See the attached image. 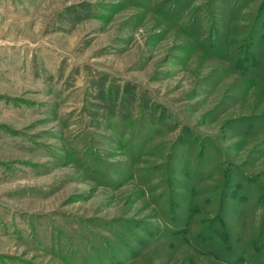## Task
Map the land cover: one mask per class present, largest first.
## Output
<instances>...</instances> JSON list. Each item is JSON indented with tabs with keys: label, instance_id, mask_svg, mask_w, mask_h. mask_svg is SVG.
Here are the masks:
<instances>
[{
	"label": "rangeland",
	"instance_id": "1",
	"mask_svg": "<svg viewBox=\"0 0 264 264\" xmlns=\"http://www.w3.org/2000/svg\"><path fill=\"white\" fill-rule=\"evenodd\" d=\"M239 260L264 264V0H0V264Z\"/></svg>",
	"mask_w": 264,
	"mask_h": 264
},
{
	"label": "trees",
	"instance_id": "2",
	"mask_svg": "<svg viewBox=\"0 0 264 264\" xmlns=\"http://www.w3.org/2000/svg\"><path fill=\"white\" fill-rule=\"evenodd\" d=\"M253 42L252 40H248V42L246 43V51L244 52L243 54V57L241 59L238 60V64L244 68V69H247L250 65H253L254 67L256 65H258L257 61H256V58H254L252 56V45ZM255 77V74L251 76V78H254ZM243 261L239 260L238 264H241Z\"/></svg>",
	"mask_w": 264,
	"mask_h": 264
}]
</instances>
